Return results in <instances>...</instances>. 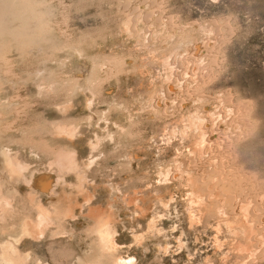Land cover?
Listing matches in <instances>:
<instances>
[{"label": "rangeland", "instance_id": "1", "mask_svg": "<svg viewBox=\"0 0 264 264\" xmlns=\"http://www.w3.org/2000/svg\"><path fill=\"white\" fill-rule=\"evenodd\" d=\"M25 1L0 25V245L22 264H264V0ZM60 148L97 160L50 165Z\"/></svg>", "mask_w": 264, "mask_h": 264}, {"label": "bare ground", "instance_id": "2", "mask_svg": "<svg viewBox=\"0 0 264 264\" xmlns=\"http://www.w3.org/2000/svg\"><path fill=\"white\" fill-rule=\"evenodd\" d=\"M1 1V0H0ZM14 1H17V0H14ZM20 1H22V0H20ZM28 0H26L25 2H27ZM33 1V0H32ZM37 1H39V0H37ZM41 1H45V0H41ZM41 1L39 2V3H41ZM1 2H5L4 4L6 5V3H7V5H8V2H7V0L5 1H1ZM0 2V3H1ZM23 2H24V0H23ZM22 2V3H23ZM34 2V1H33ZM33 2H29V4L30 5H32L33 4ZM46 2V1H45ZM52 2V1H51ZM12 3H13V1H12ZM21 3V4H22ZM20 4V5H21ZM24 4V3H23ZM26 4V3H25ZM29 4H27V5H24V6H27V7H29L28 5ZM43 4V3H42ZM48 4V3H47ZM50 4V3H49ZM48 4V5H49ZM4 6L2 3L0 4V7L1 6H4V7H1V10L3 11H5V9L7 10V8H9L8 6ZM40 5V4H39ZM48 5H45L44 4V7L45 6H48ZM18 6V5H17ZM5 7H7V8H5ZM11 7H12V5H11V3H10V8H9V11L12 13V15H14V10H10L11 9ZM19 7H21V6H19ZM18 7V8H19ZM35 7V6H34ZM33 7V8H34ZM4 8V9H3ZM13 8V7H12ZM23 8H25V7H23ZM43 8V7H42ZM46 8V7H45ZM17 9V8H16ZM28 10L27 11H29V9H31V6H30V8H27ZM39 9V8H38ZM37 9V10H38ZM32 10V9H31ZM34 10V9H33ZM44 10V9H43ZM1 11V13H3L2 15H4L5 17H3L2 18V15H0V18H2V19H0V21L1 20H3V22H0V25L2 26V23H5L8 19H6V21H4L5 20V18H7V16L8 15H10V12L8 13L7 12V15L5 14V12L3 11L2 12ZM13 11V12H12ZM35 11V10H34ZM42 11V10H41ZM33 12V11H32ZM39 12H40V10H39ZM44 12V11H43ZM43 12H42V14H43ZM21 13V11L19 10V14ZM23 13V12H22ZM21 13V14H22ZM25 13V12H24ZM23 13V14H24ZM36 13V12H35ZM20 14V15H21ZM39 14V13H38ZM45 14V13H44ZM43 14V15H44ZM17 16H18V18H13V19H10V20H14V21H16L17 19H20L19 17H20V15H18V13L16 14ZM15 15V16H16ZM37 15V14H36ZM22 16V15H21ZM8 17H11V15L10 16H8ZM12 17H14V16H12ZM11 17V18H12ZM43 18V17H42ZM44 18H45V15H44ZM36 20V19H35ZM9 21V20H8ZM7 21V22H8ZM21 21H23V20H21ZM10 23V21L8 22V24ZM17 23H18V21H17ZM14 24V23H13ZM17 25V24H16ZM42 25V24H41ZM5 26V25H4ZM27 26V25H26ZM44 26V25H43ZM1 28V27H0ZM7 28V30H8V26L6 25V27H5V29ZM10 28H12V27H10ZM9 28V29H10ZM15 28H16V26H15ZM4 28H3V30H5ZM17 29H18V27H17ZM11 30V29H10ZM10 30H9V33H10ZM29 30V29H28ZM48 30V29H47ZM0 31H2V29H0ZM17 31V30H16ZM4 32H6L7 34H8V31H4ZM21 32V31H20ZM23 32V31H22ZM21 32V33H22ZM12 33H13V31H12ZM15 34V33H14ZM24 34V33H23ZM17 35H19L18 37H20V34H17ZM3 36H4V34H3ZM10 36V35H9ZM13 36V35H12ZM15 36V35H14ZM28 36V35H27ZM7 37V36H6ZM22 37V36H21ZM1 38H2V36H1ZM14 38V37H13ZM22 38H24V37H22ZM1 40H3V39H1ZM13 40V39H12ZM12 40H11V42H12ZM23 40H25V39H23ZM9 41V40H8ZM7 42V41H6ZM10 42V43H11ZM24 42V41H23ZM2 43V42H1ZM14 43V45L17 43L16 41L15 42H13ZM18 44V43H17ZM17 44H16V46H17ZM3 46V45H2ZM19 46V45H18ZM4 47V46H3ZM20 48V47H19ZM8 51V50H7ZM4 52V51H3ZM2 54V53H1ZM6 55V54H5ZM4 55V56H5ZM1 56V55H0ZM3 56V55H2ZM0 58H2L0 61H1V63L3 62V61H5L6 60V58H4L3 59V57H0ZM111 59V58H110ZM113 61H114V59H113ZM113 61H112V63H113ZM6 62V61H5ZM116 62V61H115ZM0 63V65H2ZM6 64H8L7 62L5 63V64H3L4 66H2L1 68L3 69V70H5L6 69V67H7V69H9V67L6 65ZM114 64V63H113ZM109 65H111V64H109ZM6 66V67H5ZM114 67V66H113ZM5 68V69H4ZM110 68H112V67H110ZM5 70V71H7L8 72V70ZM108 69H109V67H108ZM3 72V75H4V71H2ZM7 72H5V74L7 73ZM38 72H39V70H38ZM109 72V71H108ZM37 73V72H36ZM9 74V73H8ZM43 75V74H42ZM8 76V75H7ZM41 76V75H40ZM6 77V76H5ZM43 78H44V76H42ZM39 79V78H38ZM45 80H46V77H45ZM39 80H37V82H38ZM41 81V80H40ZM40 81H39V83H40ZM6 82V81H5ZM3 83V82H2ZM50 83V82H49ZM8 84V83H7ZM43 84V83H42ZM52 84H54L53 82H52ZM3 85V84H2ZM24 85V84H23ZM41 85V84H40ZM39 85V86H40ZM1 86V85H0ZM53 86V85H52ZM2 87V86H1ZM48 87H49V85H48ZM54 87V86H53ZM52 87V88H53ZM50 89H51V86L49 87ZM40 90V89H39ZM38 90V91H39ZM1 97V96H0ZM2 100H4V99H2ZM6 102V101H5ZM4 102V103H5ZM20 109V108H19ZM0 116H3L2 114L0 115ZM1 118V117H0ZM6 124V123H5ZM5 124H3L4 126H5ZM1 125V124H0ZM3 125H1L0 126V128L2 129L3 128ZM35 127V126H34ZM57 127V129L59 130V131H61V132H64V133H66V134H68V135H72L73 133H72V131H73V129H74V127L73 126H69V127H67V128H65L64 127V125H62V126H56ZM120 128H123L122 130H124V127L122 126H119ZM118 127V128H119ZM4 129H6V131H7V127L5 126L2 130L3 131H5ZM118 130V129H117ZM5 131V132H6ZM56 131L57 130H55V133H56ZM3 136V138H4V135H2ZM5 138H7V137H5ZM21 139V138H20ZM109 139L110 140H114V135H109ZM16 141V140H15ZM23 141V140H22ZM28 141H30V139L28 140ZM99 142H100V139H99ZM24 143H25V141H24ZM23 143V144H24ZM42 143V142H41ZM40 143V145L42 146V144ZM11 144V143H10ZM9 144V145H10ZM18 144V143H17ZM27 144V143H26ZM1 145V144H0ZM13 145V144H12ZM37 144H35L34 146H36ZM39 145V144H38ZM2 146V145H1ZM5 146V145H4ZM20 146V145H19ZM30 146H31V142H30ZM40 146V147H41ZM95 146H98V142L96 143V144H94L93 145V147H95ZM32 147H33V145H32ZM43 147V146H42ZM41 147V150L43 149ZM8 148H9V146H8ZM7 147L6 148H4L3 147V149H2V153H3V155H4V158H5V165H6V167L8 168V171L10 172V174L12 175L13 173H20L25 167L27 168L28 166H26V164H27V162H24L23 160H20V158H19V160H18V158H17V153L16 154H12L11 152V150L10 149H8ZM14 148V147H13ZM18 149H20V148H18ZM30 149H32V148H30ZM53 161H51L49 164L50 165H58L61 169L62 168H67L69 171H72V170H76V172L77 173H79L80 172V170H83V169H87V168H90L93 164H94V162L97 160V158H95L94 156H91V157H89V159H88V162H87V164H85L84 163V166H81V162H79L78 161V158H76L75 157V151L74 150H65V149H62V148H60L58 151H56V153L53 155V159H52ZM81 167H83V169H81ZM60 168H58L59 169V171H61V169ZM29 169V168H28ZM64 170V169H63ZM78 170V171H77ZM75 172V173H76ZM38 173V172H37ZM81 173V172H80ZM21 174H22V172H21ZM44 173H42L41 175H43ZM46 174V173H45ZM23 177V176H22ZM48 178V181H49V177H47ZM35 179V181L36 182H40L41 184L42 183H44V185H46V180H44V178L42 179L41 177H40V175H38L36 178H33L31 181H33ZM51 179V178H50ZM25 179H23V181H24ZM27 182V181H26ZM50 182H52V181H50ZM50 182H49V184H50ZM30 183V180H29V182H28V184ZM32 183H34V182H32ZM26 184V183H25ZM27 184V185H28ZM40 184V185H41ZM50 186V185H49ZM40 188H41V186H40ZM44 188V187H43ZM3 183H1V180H0V204H4L5 205V207H9L10 205H11V201H10V199H9V197L8 196H6V195H4L3 194ZM43 190V189H42ZM58 197V196H57ZM39 200V199H38ZM40 201V200H39ZM12 207V206H11ZM44 207V206H43ZM42 206H40L39 205V212H38V214H37V217H36V219L34 220V221H30V220H28V222H26L25 223V225H24V232H25V234H28V235H25V236H29L31 233H33L34 231H38L37 233H39L42 229H43V231H41V232H44V228H46L45 226H48V225H45V226H43L45 223H47L48 221L47 220H50V218H51V216H50V213L48 212V210H46L45 208H43ZM55 211V210H54ZM52 222V221H51ZM50 223V222H49ZM53 224V223H52ZM95 226V225H94ZM97 226V225H96ZM100 228L98 229V236H99V240H100V244L102 245V248H113V246H114V242H113V240H112V238H111V233H112V231L111 230H109V224L108 223H106V225H105V222L103 221V220H101V222H100V226H99ZM35 233V232H34ZM36 234V233H35ZM38 234H36V236H33V237H38V236H41V234L40 235H38ZM30 238H31V236H30ZM19 240V239H18ZM0 243H2V242H0ZM16 245H18V244H16ZM17 246H15V245H13V243L12 242H10V241H6L5 240V242L3 243V244H1L0 245V262H1V264H22L23 263V260H24V258L26 257V255H23V256H21L19 253H18V250H17V248H16ZM100 248V247H99ZM26 254H28V252L26 253ZM25 256V257H24ZM28 257H29V255H28ZM98 257V256H97ZM100 258H102V256L100 257ZM104 258V257H103ZM26 259H27V257H26ZM129 260V259H128ZM26 261V260H25ZM25 261H24V263H25ZM114 264H127L126 263V261L125 260H123L122 258H118V259H116V261H115V263Z\"/></svg>", "mask_w": 264, "mask_h": 264}]
</instances>
